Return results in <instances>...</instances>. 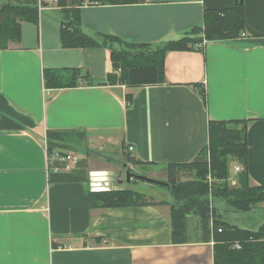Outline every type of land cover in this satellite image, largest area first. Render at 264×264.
<instances>
[{
  "label": "crops",
  "instance_id": "1",
  "mask_svg": "<svg viewBox=\"0 0 264 264\" xmlns=\"http://www.w3.org/2000/svg\"><path fill=\"white\" fill-rule=\"evenodd\" d=\"M235 3L145 0L82 5L79 14L89 35L155 45L200 24L204 8ZM242 3L243 37L208 42L204 53L168 51L165 84L53 90L43 85L44 68L80 67L103 79L112 71L110 51L63 48V8L37 1V23L21 21V40L0 49V264H213L212 241L171 242L168 207L91 209L88 193L110 186L128 156L192 161L209 118L251 119L248 174L251 185H264V0ZM197 81L206 105L187 85Z\"/></svg>",
  "mask_w": 264,
  "mask_h": 264
},
{
  "label": "trees",
  "instance_id": "2",
  "mask_svg": "<svg viewBox=\"0 0 264 264\" xmlns=\"http://www.w3.org/2000/svg\"><path fill=\"white\" fill-rule=\"evenodd\" d=\"M9 0L0 3V49L9 41L21 40V21L37 23V1ZM63 8L60 17V40L63 48L106 47L110 51L112 71L103 79L93 78L80 67L44 68L43 85L59 90L79 85H125L128 88L167 83L164 72L165 55L170 50H197L204 53L206 43L243 37L244 8L236 0L225 8H204L200 24L192 26L177 39L155 45L135 43L115 35H89L81 28L82 5H123L145 0H55ZM10 2L12 4H10ZM203 103L207 93L203 82L187 84ZM127 104L132 93L125 94ZM251 119H208L207 141L190 162H168L163 165L128 156L126 164L134 167L161 166L169 182L167 190L174 202L162 199L148 201L125 187L93 190L88 193L89 208L140 205H168L171 242H213V264H264V221L258 229L243 228L226 221L213 204L222 200L233 211L249 212L264 203V185H251L248 174L247 126ZM239 167L230 185V164ZM189 177L181 180L179 173ZM210 179V181L208 180ZM142 197V196H141ZM211 197V199H210ZM190 211H193L190 213ZM102 241L103 237H95ZM236 245L238 247H236Z\"/></svg>",
  "mask_w": 264,
  "mask_h": 264
},
{
  "label": "rangeland",
  "instance_id": "3",
  "mask_svg": "<svg viewBox=\"0 0 264 264\" xmlns=\"http://www.w3.org/2000/svg\"><path fill=\"white\" fill-rule=\"evenodd\" d=\"M9 0H0L1 4L7 3ZM20 3L27 2L26 0H20ZM10 4H12L10 2ZM63 16V15H62ZM9 43V42H8ZM127 162V159L123 158L120 162ZM122 164V163H121ZM234 164H230V176L228 181L230 185L234 184V178L233 175L236 173L235 169L233 168ZM120 166V164H119ZM135 170H137L134 173H138L140 175L159 180L163 183H166L165 186L146 182L143 180H130V184H123V187L132 190L136 194H139L140 198L146 199L148 201H160L165 198V200H168L169 202H174L173 198L170 196L169 191L167 190V187L169 186V182L166 179L165 173L162 170L161 166H149V167H136ZM180 179L184 180L188 178L189 176L186 173H179ZM210 181V179H208ZM142 196V197H141ZM211 199V197H210ZM213 204L216 209L220 212L223 219H225L228 222H231L233 224H236L243 228H250L253 230L258 229V226L261 224L262 221H264V203L256 204L257 207L254 208L251 211L247 212H236L231 210L226 203H224L222 200H214ZM166 206L168 205H162ZM193 211H190L192 213Z\"/></svg>",
  "mask_w": 264,
  "mask_h": 264
},
{
  "label": "water",
  "instance_id": "4",
  "mask_svg": "<svg viewBox=\"0 0 264 264\" xmlns=\"http://www.w3.org/2000/svg\"><path fill=\"white\" fill-rule=\"evenodd\" d=\"M91 174H92V173H91ZM113 174H115V172H114ZM94 175H95V176H94ZM96 175H98V174H97V173L93 174V177H92V175H91V177H92V181L95 180V181L97 182L96 184H97V185H100V184H101L100 182L103 181L104 178H101V181H99V178H98ZM121 176H122V172H121V171H117L115 182L120 183V184H122V185H123L124 181H125V182H129L131 176H133V177H135V178H138V179H140V180L146 181V182L156 183V184H160V185H163V186L166 185V183H163V182H161V181H159V180H155V179H152V178H149V177H146V176H143V175H139V174L130 173L128 170H127L126 173L124 174V179H125V180H124L123 178H121ZM97 180H98V181H97ZM110 188H111V187H108V188H105V187H104L102 190L110 189ZM96 190H97V189H96Z\"/></svg>",
  "mask_w": 264,
  "mask_h": 264
},
{
  "label": "flooded vegetation",
  "instance_id": "5",
  "mask_svg": "<svg viewBox=\"0 0 264 264\" xmlns=\"http://www.w3.org/2000/svg\"><path fill=\"white\" fill-rule=\"evenodd\" d=\"M129 171L130 173H134V172H136L137 170H135L134 169V167H131V166H129V165H127L126 163L124 164V165H121V167L117 170V171H121L122 172V176H121V178H123L124 179V174L126 173V171ZM134 171V172H133ZM117 174V173H116ZM116 174H114L112 177H111V181H109L108 183H111L110 184V186H109V184H107L106 186V188H108V187H111V188H118V187H123V185L122 184H120V183H117V182H115V180H116ZM134 174H138V173H134ZM140 175V174H139ZM125 180V179H124ZM130 180H140V179H138V178H135V177H133V176H131L130 177ZM129 180V181H130ZM124 183H126V184H130V182H125L124 181ZM123 183V184H124ZM102 190V189H101Z\"/></svg>",
  "mask_w": 264,
  "mask_h": 264
},
{
  "label": "built area",
  "instance_id": "6",
  "mask_svg": "<svg viewBox=\"0 0 264 264\" xmlns=\"http://www.w3.org/2000/svg\"><path fill=\"white\" fill-rule=\"evenodd\" d=\"M128 149L131 150L132 147L129 146ZM63 158L67 161V159H71V156H69V155L66 156V155H65ZM63 158H62V159H63ZM72 159H75V157L73 156ZM233 168L235 169V171H237V170L239 169V167H237V166H234ZM236 247H238V246L236 245Z\"/></svg>",
  "mask_w": 264,
  "mask_h": 264
}]
</instances>
